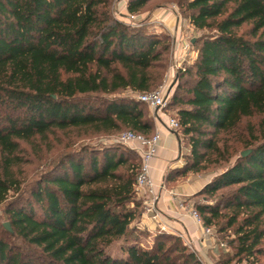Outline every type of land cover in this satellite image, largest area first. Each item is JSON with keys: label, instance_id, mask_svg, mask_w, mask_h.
Segmentation results:
<instances>
[{"label": "trees", "instance_id": "trees-1", "mask_svg": "<svg viewBox=\"0 0 264 264\" xmlns=\"http://www.w3.org/2000/svg\"><path fill=\"white\" fill-rule=\"evenodd\" d=\"M148 1L128 0L127 12L139 14ZM179 3L204 33L167 100L189 148L167 180L223 163L192 209L216 234L232 229L216 264H264V0ZM170 48L145 26L115 18L111 0H0V205L17 195L5 210L12 231L0 226V264H202L178 236L142 242L150 234L138 225L141 160L120 143L99 150L65 142L18 204L21 144L52 150L58 133L154 134L137 96L165 80Z\"/></svg>", "mask_w": 264, "mask_h": 264}, {"label": "crops", "instance_id": "crops-1", "mask_svg": "<svg viewBox=\"0 0 264 264\" xmlns=\"http://www.w3.org/2000/svg\"><path fill=\"white\" fill-rule=\"evenodd\" d=\"M125 1L120 5L125 7ZM173 11H162L155 14L151 22H157L165 27L172 28L179 25ZM177 25V28H178ZM174 27V30H175ZM171 59L183 65L195 59L193 51L186 52L180 41H175L172 46ZM173 65H169L165 82L171 77H176ZM170 82V81H169ZM170 85L167 91L169 96L173 92ZM154 122V133L159 134V143L155 156L150 160V177L152 181L151 192L139 194L142 198L144 209L139 217L138 225L146 229L153 237L156 233H166L178 236L190 249H192L202 264H216L219 251L223 246H217L214 236L204 234L203 226L197 224L190 213L194 198H191L206 183L200 178L190 175L177 179L167 180L168 172L181 168L184 165V156L188 154L182 134L172 130L166 125L169 117L163 110L154 111L151 115ZM134 143L130 146L132 149Z\"/></svg>", "mask_w": 264, "mask_h": 264}, {"label": "rangeland", "instance_id": "rangeland-1", "mask_svg": "<svg viewBox=\"0 0 264 264\" xmlns=\"http://www.w3.org/2000/svg\"><path fill=\"white\" fill-rule=\"evenodd\" d=\"M125 1L127 4L128 0H111V8H112V13L115 18L118 20L130 24L132 26H145L146 29L149 32L154 33L156 36H161L165 37L166 41L169 42L170 44V49L167 55V59H169V65H173L175 71L177 70L178 66L180 65L179 63H176L173 59H171V51H172V46L175 41H180V43H188L189 45L193 43V41L198 38L200 35L204 33V31L201 30H196L194 29L188 22V19L186 18V13H183L181 8L178 6V3L180 0H149L144 6L140 13L137 15H133V18L130 17L131 14L127 12L126 9V4L124 5L125 7L120 5V2ZM183 3V2H182ZM180 4V3H179ZM164 10L166 11H173L175 14V18L178 19L179 25L177 28V25L175 27L169 28L165 27L160 23L157 22H151L155 18V14L160 13ZM249 27L248 25H244L239 29V32H247ZM191 51L194 52L195 54V47L190 45ZM170 81V82H169ZM172 85L173 88L176 85V77L173 76L171 77L168 81L165 82V80L162 82L160 86H158L155 90H158L160 88L163 89H168L169 86ZM154 91V90H152ZM144 110L147 111V113L151 116L154 113V110L150 109L148 106L145 104L143 105ZM175 109L170 106H166L164 108V111L167 113V115L171 118H175ZM259 117L252 118L250 120V124H252L255 128L259 123ZM245 126L246 123H243ZM126 132H129L127 130H121L118 132H114L111 134H101V135H91L88 137H84L85 133L83 132H73L71 134H61L58 133L57 137H50V145L53 146L52 150L47 149L46 144H40L39 146H30L28 144H21V155L25 159V162L22 163L18 168H16V171L19 174V178L21 181V186L23 187V194H22V199L21 202L18 204H25L23 201L24 198H26L27 193L30 191L31 185L34 183V181L38 180L43 172L48 168L50 163L57 159L60 153L67 151L65 146V142H68L70 140H73L75 142L74 147L76 146H88V147H94L97 149H102L104 146H109L110 144H117L118 140L123 136ZM119 144V143H118ZM132 143L129 145L123 144L122 146H125L126 148L133 150L136 152L134 149H132L130 146ZM241 151L237 153V155L240 154ZM236 157V155H235ZM234 156L231 158V161L235 158ZM130 158L136 159L138 158L137 155L134 153V155H131ZM137 160V159H136ZM223 163H217L215 164H208L206 165V168L197 174H190V176L194 178H200L204 183H207L210 181V179L217 173H219L222 170V167L225 166ZM198 192V191H197ZM196 194V193H195ZM194 194V195H195ZM16 194L14 196H10L5 203L0 205V226H1V231L3 233H8V231L3 227V223L7 222L9 225V220H8V215L6 214L5 210L10 206L14 200H16ZM138 200L142 201V198L140 196H137ZM191 198H194L193 196ZM201 196L194 198V201H201ZM18 206V205H17ZM144 209L143 204H142V210ZM11 228V227H10ZM214 231V240L217 243V246H228L227 242L228 240H231L234 238L232 229H228L220 234H216V231ZM14 241L15 240H11ZM142 242L144 244H151L152 242V236L150 235L148 238L142 239ZM118 244L115 243L110 249L109 252L111 254H117L118 252Z\"/></svg>", "mask_w": 264, "mask_h": 264}, {"label": "built area", "instance_id": "built-area-1", "mask_svg": "<svg viewBox=\"0 0 264 264\" xmlns=\"http://www.w3.org/2000/svg\"><path fill=\"white\" fill-rule=\"evenodd\" d=\"M130 17L133 18V15H130ZM190 45L188 43H183L182 48L186 52H189L191 50ZM180 66L181 65H179L178 68ZM168 97L169 92L166 89L160 88L158 90L139 94L137 96V99L148 106L150 109L154 111L156 110V112H161L167 106ZM166 125L172 130L179 129V123L175 118L168 117L166 120ZM118 143L122 145H129L130 143L135 144L133 149L139 155L141 160L140 169L136 176V192L138 195L144 193L145 191L151 192L152 181L150 177L149 162L156 154L159 143V134L154 133L150 137H145L143 135L134 134L129 131L121 136V138L118 140ZM190 213L197 224L202 225L200 217L193 209L190 210ZM203 232L204 234H207L209 236L214 235L213 228L211 227H203Z\"/></svg>", "mask_w": 264, "mask_h": 264}, {"label": "water", "instance_id": "water-1", "mask_svg": "<svg viewBox=\"0 0 264 264\" xmlns=\"http://www.w3.org/2000/svg\"><path fill=\"white\" fill-rule=\"evenodd\" d=\"M248 152H249V150L242 151L240 155L245 156ZM3 227L9 232L12 231L10 228V225L7 222L3 223Z\"/></svg>", "mask_w": 264, "mask_h": 264}]
</instances>
